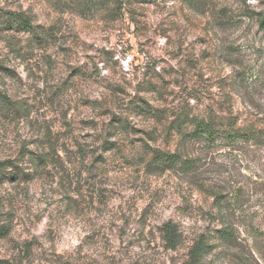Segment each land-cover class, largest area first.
I'll use <instances>...</instances> for the list:
<instances>
[{"label":"rangeland","instance_id":"obj_1","mask_svg":"<svg viewBox=\"0 0 264 264\" xmlns=\"http://www.w3.org/2000/svg\"><path fill=\"white\" fill-rule=\"evenodd\" d=\"M263 18L264 0H0V161L25 174L0 183V264H264ZM183 112L253 136L184 139ZM152 148L197 169L147 167Z\"/></svg>","mask_w":264,"mask_h":264},{"label":"trees","instance_id":"obj_2","mask_svg":"<svg viewBox=\"0 0 264 264\" xmlns=\"http://www.w3.org/2000/svg\"><path fill=\"white\" fill-rule=\"evenodd\" d=\"M193 2L194 0H184ZM3 20H19L27 26L31 25L28 17L24 12L8 11L5 13ZM260 25L264 28V18L261 20ZM13 102L11 98L0 90V109L5 111L11 110ZM137 114H146L151 111L149 105L140 104L139 102H133L130 108ZM152 112V111H151ZM154 114L157 112L153 111ZM119 122L125 127L127 125L124 119H119ZM170 133L176 132L181 135L184 139H195L207 141L210 145H215L217 139L226 141L227 146H235L239 142L250 139L251 135L249 130L245 127L237 126L235 121L226 122L225 118L218 116H201L197 114L181 113L177 114L168 124ZM108 150L114 149V144L111 142V146ZM148 158L144 159L147 167L159 168L166 171L168 169L175 170L180 169L183 173H189L190 171L197 169V163L190 159H183L182 155L177 152H165L152 148L151 150L145 151ZM24 171L20 170L18 166L10 160L0 161V183L6 177H17ZM170 236L176 238L173 226L170 225ZM201 251L193 250L189 260L184 264H208L201 261Z\"/></svg>","mask_w":264,"mask_h":264}]
</instances>
